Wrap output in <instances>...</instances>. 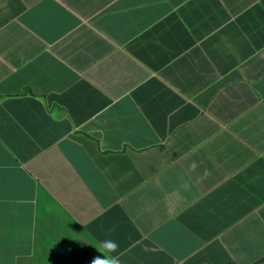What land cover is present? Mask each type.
<instances>
[{
	"label": "crops",
	"instance_id": "obj_1",
	"mask_svg": "<svg viewBox=\"0 0 264 264\" xmlns=\"http://www.w3.org/2000/svg\"><path fill=\"white\" fill-rule=\"evenodd\" d=\"M0 37V264H91L106 239L120 264H227L225 240L264 251V0H0ZM217 40L233 45L220 61ZM215 140L238 141L220 195L245 183L251 209L174 214L167 153Z\"/></svg>",
	"mask_w": 264,
	"mask_h": 264
},
{
	"label": "rangeland",
	"instance_id": "obj_2",
	"mask_svg": "<svg viewBox=\"0 0 264 264\" xmlns=\"http://www.w3.org/2000/svg\"><path fill=\"white\" fill-rule=\"evenodd\" d=\"M194 20H195V16ZM188 21L183 23L182 26H187ZM125 28V26H123ZM139 29L136 30V33H138ZM111 34L115 36L116 38H124L126 35L121 34L117 31H113V28L111 30ZM1 40L2 38L0 37V45H1ZM233 45H227L226 42H220L216 41V43L213 44V49H217L218 52L216 54V60L220 61L221 59L219 58V55L221 53H226V48H230ZM85 56L89 58V73H93V62L91 59V49L88 47H85ZM228 55V54H227ZM225 67L230 66L229 64V59L225 60ZM86 73L85 76L82 77H68L64 78V80L68 82H80L86 81L89 79V74L87 71L84 70ZM110 74V72H109ZM264 78V76H262ZM76 90H80L81 87H75ZM223 89L221 85L218 87V91ZM74 114L78 113H83L81 109H74ZM220 127L219 131L220 132ZM217 132V133H218ZM216 133V134H217ZM215 135V134H214ZM212 135V137H214ZM81 136L79 133L77 139ZM99 141V140H96ZM100 143L105 146L107 144V148H111V145H114L111 138H106ZM90 144L95 147V142L88 141L87 145L84 147V150L90 151V152H95V148H90ZM234 144H238V141L232 140V142L226 144V142H223L220 146H218V140H215V142H212L210 146L213 147L212 151L209 150H202L201 152H195L191 146L186 147L185 145H180V146H173V150L169 151L167 154L170 158L171 165L175 164L176 162H179V166L183 169V174L181 175L183 178H185V183H189L191 181V178L194 179H206L210 181H214L216 177H230L232 175H235L233 171V165H235L234 161V155L238 153V150L235 148ZM192 145V144H190ZM179 152H182L181 155H179ZM45 163V162H44ZM221 179V178H218ZM217 179V180H218ZM216 180V181H217ZM207 188V183L205 181H201L198 190L200 192H203ZM231 197V196H229ZM208 201L206 202L208 205L207 208V217L208 219H212L213 217H221L223 215H226L230 217L234 210V207L232 204H230L228 198H223L222 196L219 197L217 192L215 190H211L208 192ZM91 200H94L96 203L104 206L103 203L100 201L99 196L93 197ZM223 203L224 205H221L220 203ZM119 205L118 202H114L113 207ZM106 206V205H105ZM201 207V204H198L194 209L188 210V211H183V212H178L174 213L176 215H184L186 213L192 212V211H197ZM251 223L253 225H256V228L258 227L257 223H254L251 220ZM256 228L253 230V233L251 234V239L256 240L258 237L261 236L258 230ZM217 243L216 241H212L209 244V248H205L202 251V256H207L210 252L211 246H215ZM223 248H227L225 251L226 258L229 261L227 264H261L264 263V251L262 249L254 248L252 246H248V251L243 252L240 251L239 253H235L237 249H243L241 246H238L235 244V248L230 245L228 240H225L222 242ZM200 258V256H198ZM221 262L218 264H226V260H220ZM69 264H74L73 262H70ZM89 264V263H88Z\"/></svg>",
	"mask_w": 264,
	"mask_h": 264
},
{
	"label": "clouds",
	"instance_id": "obj_3",
	"mask_svg": "<svg viewBox=\"0 0 264 264\" xmlns=\"http://www.w3.org/2000/svg\"><path fill=\"white\" fill-rule=\"evenodd\" d=\"M30 92H32V91H30ZM181 154H182V152H179V155H181ZM177 167H180L179 162H176L175 164L170 166V168H169V180L176 182L177 187L179 189H184L186 198H188L189 200H192L197 205L201 204V207H208V205L206 203L209 200L208 199V192H210L211 190H215L217 192V194L220 195L221 191L224 188H228L230 193H231V187L229 185H227V181H229L230 184L232 183V181H234V186H235V182L237 179L236 175H232L228 178L218 176L215 178L214 181H210V180H206V179L200 180V179L191 178V181L189 183H185L184 182L185 178H183L181 176L183 174V172L179 173V174H175V175L173 174V171ZM218 178H221V179H218ZM201 181H205L207 183V188L203 192H200L198 190V186H199ZM225 184L227 186H225ZM244 190H245V183H244V186H242L241 189L236 192L237 193V200L236 201L232 202L231 198L230 199L228 198L230 204L233 205L234 209L237 212H240V210H244V211L248 212V210L251 209V207L249 205V201L247 200L246 195L244 193ZM234 192H235V190H234ZM186 198L184 200H182L186 204H183L181 201H175L173 203L174 213L185 211L182 209V207L187 205V203H188ZM223 230L217 232L216 235L219 237L220 233H222ZM85 242L90 243L87 241H85ZM99 244H100L99 248H97L96 246L95 247L99 250L100 253H102V255H98L95 258H93L91 261V264H120L119 257L117 255H113L114 253H117L118 248H119V245L116 241H114L112 239H106V240L100 241Z\"/></svg>",
	"mask_w": 264,
	"mask_h": 264
},
{
	"label": "trees",
	"instance_id": "obj_4",
	"mask_svg": "<svg viewBox=\"0 0 264 264\" xmlns=\"http://www.w3.org/2000/svg\"><path fill=\"white\" fill-rule=\"evenodd\" d=\"M3 257L1 256V254H0V260L2 259Z\"/></svg>",
	"mask_w": 264,
	"mask_h": 264
}]
</instances>
